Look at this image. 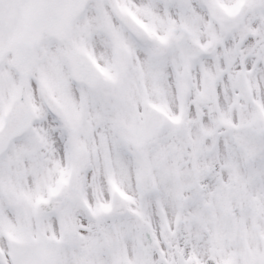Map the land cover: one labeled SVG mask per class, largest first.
Instances as JSON below:
<instances>
[{
    "label": "snow or ice",
    "instance_id": "obj_1",
    "mask_svg": "<svg viewBox=\"0 0 264 264\" xmlns=\"http://www.w3.org/2000/svg\"><path fill=\"white\" fill-rule=\"evenodd\" d=\"M0 264H264V0H0Z\"/></svg>",
    "mask_w": 264,
    "mask_h": 264
}]
</instances>
